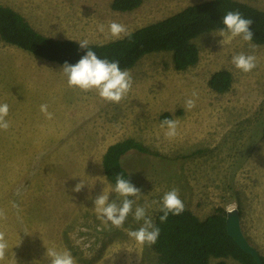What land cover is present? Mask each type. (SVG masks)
Here are the masks:
<instances>
[{"label":"rangeland","instance_id":"374dc122","mask_svg":"<svg viewBox=\"0 0 264 264\" xmlns=\"http://www.w3.org/2000/svg\"><path fill=\"white\" fill-rule=\"evenodd\" d=\"M203 1L147 0L126 13L111 10L112 0H0V5L44 36L104 44L117 40L110 34L112 22L130 33ZM236 1L264 11V0ZM193 43L199 51L195 66L176 71L171 53L147 54L127 69L133 82L127 96L112 103L95 89L70 87L59 64L0 40V104L10 109V127L0 130V231L8 242L0 264H51L47 250L69 252L75 264H158L151 245L127 233L143 225L134 218L138 206H148L154 224L172 189L200 220L218 207L239 209L244 237L264 257V45L228 30L202 34ZM241 53L256 58L252 71L232 63ZM20 67L44 82L31 83ZM220 70L232 75L222 94L208 85ZM188 99L195 107H186ZM43 104L51 119L41 112ZM164 113L178 121L174 138L161 127ZM125 139L148 153L130 150L120 157L141 196L129 197L133 212L117 228L100 217L94 201L103 193L110 203L123 201L103 173L102 156ZM80 182L81 191H73Z\"/></svg>","mask_w":264,"mask_h":264},{"label":"trees","instance_id":"16d2710c","mask_svg":"<svg viewBox=\"0 0 264 264\" xmlns=\"http://www.w3.org/2000/svg\"><path fill=\"white\" fill-rule=\"evenodd\" d=\"M145 1L112 0L110 8L120 13L132 12ZM228 11H239L243 17L252 19L254 37L251 42L264 45V11L236 0H206L189 5L120 39L104 44H88V47L101 59L118 61L121 70L134 67L147 54L169 52L174 70L185 71L199 60V51L193 39L222 28L227 30L222 20ZM0 40L60 66L65 62L76 64L88 50L81 49L76 41L53 39L38 33L20 14L1 5ZM231 84L232 75L226 70L215 72L208 82L209 88L220 94L229 91ZM160 119H171V116L164 113ZM261 138L264 141V124ZM130 150L148 153L134 139H125L110 145L102 156L103 173L113 186L117 174L132 183L120 164V157ZM161 215L163 213L159 210L154 225L160 229V235L157 242L151 245L158 264H210L211 259L216 260L213 264H226L227 258L240 264H256L227 234L225 209L216 208L204 220L198 219L187 209L178 216L170 213L165 222H161ZM260 259L264 264V257L260 256Z\"/></svg>","mask_w":264,"mask_h":264},{"label":"clouds","instance_id":"9594fccd","mask_svg":"<svg viewBox=\"0 0 264 264\" xmlns=\"http://www.w3.org/2000/svg\"><path fill=\"white\" fill-rule=\"evenodd\" d=\"M222 23L233 37L242 36L244 41H252L254 32L251 30V26L254 22L252 19L243 17L239 11H228L223 16ZM99 30L104 31L102 24L99 25ZM109 30L111 36L115 39L129 35L126 26L117 22H112L109 25ZM224 30V28L220 29L221 35H223ZM79 45L81 49H88L86 54L76 64L71 65L65 62L62 66V72L67 76L68 85L70 87H78L83 91L95 89L102 99L112 103H119L127 96L132 87L133 82L130 73L127 70H121L118 61L99 58L94 51L89 49L86 40L79 41ZM232 63L237 69L243 72H250L256 67V58L252 55L241 53L233 57ZM192 95L196 97L197 93L193 92ZM185 104L188 109H191L195 107V100L188 99ZM40 110L45 113L48 119L52 118V113L48 112L46 104L41 105ZM9 111L7 103L0 104V130L6 131L10 127V123L6 119ZM161 127H166V137L174 138L177 136L178 121L164 119ZM83 186L80 182L73 191L79 192ZM114 192L124 197L121 203H117L115 200L110 203L109 195L103 193L94 201L95 210L105 221L111 222L113 226L120 228L123 227L129 214L133 212L134 200L129 199V197L139 199L141 189L133 185L130 180L117 174ZM161 203L160 211L163 213L160 216L161 222L167 221L170 213L178 216L185 210V205L177 189L166 192ZM146 207L148 206L135 208L134 218L137 221H143V225L137 230H129L127 234L141 245H154L159 238L160 229L147 216ZM3 216L4 213L0 212V218H3ZM7 254L8 242L5 238V233L0 231V261H4ZM47 256L50 257L51 264H75L74 258L69 252L47 250Z\"/></svg>","mask_w":264,"mask_h":264},{"label":"water","instance_id":"95a60500","mask_svg":"<svg viewBox=\"0 0 264 264\" xmlns=\"http://www.w3.org/2000/svg\"><path fill=\"white\" fill-rule=\"evenodd\" d=\"M225 226L227 234L238 247L244 253L250 255L256 264H262L258 251L248 243L240 229V213L237 208L226 210Z\"/></svg>","mask_w":264,"mask_h":264},{"label":"crops","instance_id":"0c3cea01","mask_svg":"<svg viewBox=\"0 0 264 264\" xmlns=\"http://www.w3.org/2000/svg\"><path fill=\"white\" fill-rule=\"evenodd\" d=\"M13 10V9H12ZM19 14V13H18ZM29 24V23H28ZM30 25V24H29ZM8 45V44H7ZM12 46V45H11ZM28 53V52H27ZM36 57V56H35ZM20 70H22L23 72H25V74H23L22 76H23V78H25L26 76H28V78H29V80H30V82L32 83V82H36V79L37 78H41L42 80H43V82H44V79H43V77L42 76H38V75H34V74H32V71L30 70V69H28V67L27 68H23V69H21V67L19 68Z\"/></svg>","mask_w":264,"mask_h":264}]
</instances>
